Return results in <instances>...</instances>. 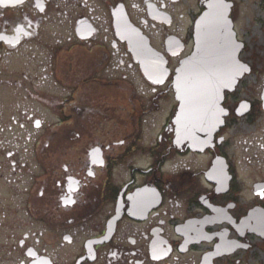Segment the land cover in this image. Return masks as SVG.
Masks as SVG:
<instances>
[{
  "label": "flooded vegetation",
  "instance_id": "af4514ba",
  "mask_svg": "<svg viewBox=\"0 0 264 264\" xmlns=\"http://www.w3.org/2000/svg\"><path fill=\"white\" fill-rule=\"evenodd\" d=\"M208 1L0 0V264H264V75L246 63L204 147L175 143Z\"/></svg>",
  "mask_w": 264,
  "mask_h": 264
},
{
  "label": "water",
  "instance_id": "95a60500",
  "mask_svg": "<svg viewBox=\"0 0 264 264\" xmlns=\"http://www.w3.org/2000/svg\"><path fill=\"white\" fill-rule=\"evenodd\" d=\"M233 7L226 0L208 1L195 25L194 51L181 62L173 78L179 104L173 119L175 143L187 144L191 149L211 141L221 124L224 93L233 91L238 80L248 73V67L238 60L242 44L236 40L230 17ZM114 28L140 61L157 62L147 41L123 13H117Z\"/></svg>",
  "mask_w": 264,
  "mask_h": 264
},
{
  "label": "rangeland",
  "instance_id": "374dc122",
  "mask_svg": "<svg viewBox=\"0 0 264 264\" xmlns=\"http://www.w3.org/2000/svg\"><path fill=\"white\" fill-rule=\"evenodd\" d=\"M230 1H232L236 6L232 18L237 37L246 44V49L244 50L245 52L242 54V60L245 62L243 63L246 64L249 62L254 70H259L258 74L261 75H252L247 79L246 82L254 84V82L260 80L264 75V4L261 0ZM105 13L106 12H103L102 10L97 15L100 16L101 20H104V18H106ZM57 31L60 32L58 35H68L67 27L59 28ZM133 83L137 85L138 89L140 88V85H146L139 76H136ZM146 92H148L149 95V89L146 88ZM55 94L58 97L65 96V92L61 90H57ZM47 120H49V118H47ZM154 124L155 125L152 129L150 126H148L147 129V131L151 134H156L159 131L161 125L163 124L162 116H156Z\"/></svg>",
  "mask_w": 264,
  "mask_h": 264
}]
</instances>
